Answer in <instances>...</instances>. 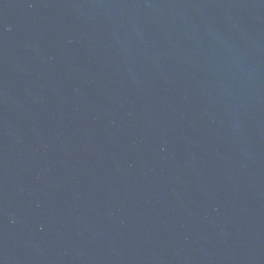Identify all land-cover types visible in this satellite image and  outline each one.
<instances>
[{
  "label": "water",
  "instance_id": "95a60500",
  "mask_svg": "<svg viewBox=\"0 0 264 264\" xmlns=\"http://www.w3.org/2000/svg\"><path fill=\"white\" fill-rule=\"evenodd\" d=\"M0 264H264V0H0Z\"/></svg>",
  "mask_w": 264,
  "mask_h": 264
}]
</instances>
